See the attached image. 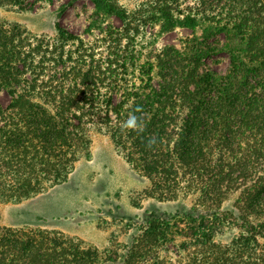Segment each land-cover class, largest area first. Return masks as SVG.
Here are the masks:
<instances>
[{
  "label": "trees",
  "instance_id": "trees-1",
  "mask_svg": "<svg viewBox=\"0 0 264 264\" xmlns=\"http://www.w3.org/2000/svg\"><path fill=\"white\" fill-rule=\"evenodd\" d=\"M45 1L0 6L27 11ZM91 2L88 39L58 23L46 37L0 21V91L9 98L0 103V204L65 182L91 156V127L149 179L153 197L197 200L184 212L145 213L131 244L102 250L52 230L0 225V264H264V0H149L134 10ZM145 26L221 32L225 40L127 49ZM219 52L228 55L224 72L204 62ZM232 192L242 232L217 241L232 223L221 209ZM173 251L187 254L167 258Z\"/></svg>",
  "mask_w": 264,
  "mask_h": 264
},
{
  "label": "rangeland",
  "instance_id": "rangeland-1",
  "mask_svg": "<svg viewBox=\"0 0 264 264\" xmlns=\"http://www.w3.org/2000/svg\"><path fill=\"white\" fill-rule=\"evenodd\" d=\"M118 1L126 9L134 10L149 0ZM188 5L193 4L188 1L182 7ZM93 11L91 0H51L39 2L27 11H19L7 5L0 6V21L19 25L27 33L46 37L55 36V23H58L69 32L88 39L85 28ZM109 21L115 27L121 26L116 17H111ZM143 31L144 35H138L139 41L131 40L127 49L154 53L164 45L196 48L199 45L222 44L225 40L221 32L209 37L203 35L200 29L194 31L184 26L162 33L158 27L152 29L145 26ZM150 33L156 36L152 45L147 43V36H152ZM95 34L98 35L97 32ZM204 62L209 68L224 72L228 55L225 52L212 54ZM8 101V95L0 91V103L6 105ZM89 135L91 156L75 162L65 182L18 202L1 203V226L52 230L102 250L117 243L131 244L143 223L145 213L151 210L174 214L187 211L195 205L196 193L185 196L179 193L172 200L156 199L152 196L149 179L129 164L124 152L115 146L109 134L91 127ZM237 195V192L228 193L221 202V209L232 223H223L214 237L217 241L228 242L242 232L235 217ZM247 220L253 222L258 219L248 216ZM259 241L264 242V237ZM178 254L185 256L187 251L177 254L173 251L167 253L166 257L173 259Z\"/></svg>",
  "mask_w": 264,
  "mask_h": 264
},
{
  "label": "clouds",
  "instance_id": "clouds-1",
  "mask_svg": "<svg viewBox=\"0 0 264 264\" xmlns=\"http://www.w3.org/2000/svg\"><path fill=\"white\" fill-rule=\"evenodd\" d=\"M127 125L131 126L134 125L136 123V117L133 115L131 116L128 120H127Z\"/></svg>",
  "mask_w": 264,
  "mask_h": 264
}]
</instances>
